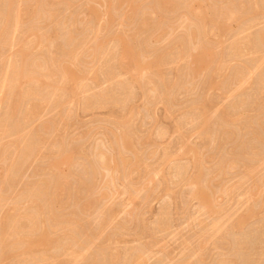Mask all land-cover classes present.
Returning <instances> with one entry per match:
<instances>
[{
  "label": "rangeland",
  "instance_id": "374dc122",
  "mask_svg": "<svg viewBox=\"0 0 264 264\" xmlns=\"http://www.w3.org/2000/svg\"><path fill=\"white\" fill-rule=\"evenodd\" d=\"M263 2L0 0V264H264Z\"/></svg>",
  "mask_w": 264,
  "mask_h": 264
},
{
  "label": "bare ground",
  "instance_id": "6f19581e",
  "mask_svg": "<svg viewBox=\"0 0 264 264\" xmlns=\"http://www.w3.org/2000/svg\"><path fill=\"white\" fill-rule=\"evenodd\" d=\"M3 2V1H2ZM264 3V2H263ZM42 6H44V5H42ZM121 10V9H120ZM261 10V9H260ZM264 10V9H263ZM43 11V10H42ZM18 13V12H17ZM44 15V14H43ZM260 17V16H259ZM3 18V17H2ZM254 18V17H253ZM114 48V47H113ZM232 50V49H231ZM247 51V50H246ZM113 53V52H112ZM131 54H133V53H131ZM132 56V55H131ZM133 57V56H132ZM114 59V58H113ZM134 59V58H133ZM161 64V63H160ZM187 71V70H186ZM184 74V73H183ZM18 77V76H17ZM235 80V79H234ZM124 85V84H123ZM127 90V89H126ZM113 93V92H112ZM96 98V97H95ZM16 99V98H15ZM90 100V99H89ZM123 101V100H122ZM98 102V101H97ZM108 102V101H107ZM110 102V101H109ZM121 103V102H120ZM14 131V130H13ZM7 134V133H6ZM257 135V134H256ZM220 137V136H219ZM32 146V145H31ZM245 146V145H244ZM31 149V148H30ZM33 152V151H32ZM236 156V155H235ZM261 156V155H260ZM104 158V157H103ZM238 164V163H237ZM198 165V164H197ZM251 167V166H250ZM256 169V168H255ZM180 175V174H179ZM218 177V176H217ZM178 179V178H177ZM181 179V178H180ZM34 192V191H33ZM32 192V193H33ZM37 197V196H36ZM39 201V200H38ZM35 209V208H34ZM33 215V214H32ZM39 218V217H38ZM23 219V218H22ZM39 220V219H38ZM18 223V222H17ZM29 224V223H28ZM34 226V225H33ZM30 230H31V228H30ZM72 237V236H71ZM72 240H74L73 238H72ZM4 244V243H3ZM73 247V246H72ZM78 248V247H77ZM56 250V249H55ZM54 253V252H53ZM64 253H65V251H64ZM78 254V253H77ZM109 257V256H108ZM52 258H55V257H52Z\"/></svg>",
  "mask_w": 264,
  "mask_h": 264
}]
</instances>
